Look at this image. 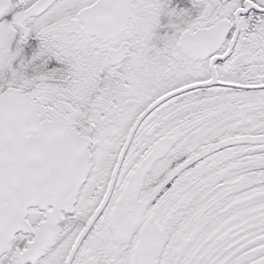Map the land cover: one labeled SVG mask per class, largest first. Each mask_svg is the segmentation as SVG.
Wrapping results in <instances>:
<instances>
[{
    "label": "snow or ice",
    "instance_id": "snow-or-ice-1",
    "mask_svg": "<svg viewBox=\"0 0 264 264\" xmlns=\"http://www.w3.org/2000/svg\"><path fill=\"white\" fill-rule=\"evenodd\" d=\"M0 264H264V0H0Z\"/></svg>",
    "mask_w": 264,
    "mask_h": 264
}]
</instances>
